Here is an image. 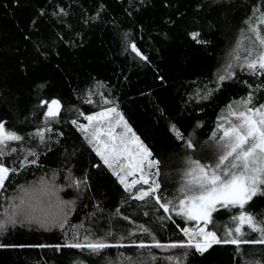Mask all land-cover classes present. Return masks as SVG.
<instances>
[{
	"label": "trees",
	"instance_id": "16d2710c",
	"mask_svg": "<svg viewBox=\"0 0 264 264\" xmlns=\"http://www.w3.org/2000/svg\"><path fill=\"white\" fill-rule=\"evenodd\" d=\"M262 13L264 0H0V123L24 137L9 141L5 153L16 151L0 156L16 169L0 190V221L21 192L38 189L32 204L42 202L35 219L16 216L18 223H5L0 264H125L121 253L136 264H171L169 256L178 258L176 264H264V243L213 244L203 254L135 247L186 241L182 229L188 222L175 211L165 213L152 198L133 199L149 185L125 191L72 124L86 125V116L115 107L159 161L158 169L148 170L150 182L160 185L157 194L175 201L183 187L181 178L175 183L176 171L189 160L210 163L203 152L217 148L212 137L218 135L220 112L249 93L253 106L264 104V74L237 66L232 78L217 83L246 22L259 21ZM193 32L203 43L190 37ZM131 43L146 61L131 51ZM53 99L60 101V114L45 121L43 102ZM42 129H51L43 141L36 135ZM70 177L86 183L70 186ZM58 202L66 214L63 229L46 209ZM217 208L207 230L228 239L232 217L241 210ZM244 211L264 222V195ZM242 232L232 238L264 239L247 225ZM76 234L128 246L99 254L56 249L74 242Z\"/></svg>",
	"mask_w": 264,
	"mask_h": 264
},
{
	"label": "snow or ice",
	"instance_id": "6c2138e0",
	"mask_svg": "<svg viewBox=\"0 0 264 264\" xmlns=\"http://www.w3.org/2000/svg\"><path fill=\"white\" fill-rule=\"evenodd\" d=\"M259 11V9H257ZM247 31L242 30L240 38L235 47L229 54V62L224 67V74L217 77V83L232 78L233 69L239 66L242 70L247 69L251 74H264V33L258 25L246 22ZM259 24L264 25V13L259 17ZM247 33H251L249 36ZM199 33H190V37L197 43H203L199 39ZM248 41V45H245ZM130 49L141 60H147L137 48L135 43L130 44ZM241 53H244L243 59ZM206 95H211L208 91ZM91 103V99L88 100ZM47 105L45 114L46 120H55L60 114V101H44ZM108 104L110 101L103 100ZM88 124H78L76 120L72 121L81 132L85 134V139L92 146L93 151L107 166L118 181L124 185L125 191H131L138 184L149 185L147 189L140 188L133 195L135 200H145L146 197L155 200L160 209L165 213L175 211L176 215L188 221H196V228H183V235L186 241L173 242L170 244H161L155 242L147 245L143 242L136 244L135 247L144 249L155 247L168 250L175 248H194L196 252L203 254L213 244H234L240 243H264V239L259 241H241L238 238L224 239L216 231L207 230V225L212 223V214L218 210L217 206L223 208L234 207L241 211L238 215L232 217L235 227H229L225 233L232 237L234 234L243 235L242 228L247 225L253 231L264 233V222L258 223L256 218L250 213L244 211L245 205L253 200L257 195H264V104L253 106L251 93L244 99L236 101L227 106V113L221 116V123L217 125V133H213V140L216 141L218 153L213 163L202 164L197 160L188 161V170L184 173L186 182L180 189L182 195L173 200H162L158 195L160 185L155 180H149L151 173L148 171L157 168L159 161L151 159L152 153L140 140V137L133 132L123 115L115 107L106 108L94 115L85 117ZM95 122V123H94ZM101 122H106L107 126H101ZM121 128L120 132L116 129ZM177 138L183 139L182 134L173 126L172 129ZM45 131L51 129L38 130L36 135L40 140L45 139ZM24 137L13 131L6 130L4 123H0V156L15 152V148L9 149L5 153V148L9 141H22ZM193 142L187 141V147L192 148ZM28 155L35 156L34 152L29 151ZM26 160V157H25ZM35 163V160L28 161ZM23 166V162L21 164ZM99 167L100 165H95ZM15 168L7 167L0 162V190L5 188V181L9 179ZM139 173V178H133L128 182V177H135ZM155 175H159L157 171ZM70 179V186L80 187L85 181ZM41 194L46 190L41 189ZM25 195H28L25 192ZM42 202L37 200L36 204L29 203L26 207L25 201L20 200L19 204L13 206L12 216L9 217L11 223H15L16 216H29L35 219V213ZM46 209L51 212L55 226L63 229L66 214L61 203L52 205L49 203ZM43 210V209H41ZM39 222V221H37ZM201 224L203 226H201ZM140 230L147 233L149 230L144 226H139ZM5 229V223L0 221V231ZM110 234V233H109ZM4 245H0L3 247ZM122 243H108L103 238L93 239L91 234L82 238L78 234L74 237V242L56 245V249L61 247L87 250L92 254H99L107 248L126 247ZM45 247V245H40ZM125 264H136L130 257L119 254ZM155 259V257H153ZM171 264H176L178 258L166 257ZM111 264V262H109Z\"/></svg>",
	"mask_w": 264,
	"mask_h": 264
},
{
	"label": "rangeland",
	"instance_id": "374dc122",
	"mask_svg": "<svg viewBox=\"0 0 264 264\" xmlns=\"http://www.w3.org/2000/svg\"><path fill=\"white\" fill-rule=\"evenodd\" d=\"M258 17H259V16H258ZM254 22H255V21H254ZM252 24H253V25H258V26L260 27L262 33H264V25H260L258 20H257L255 23H252ZM248 35L250 36L251 33H248ZM245 45H246V46L248 45V41L245 42ZM241 55H242L241 58L243 59L244 53H242ZM46 112H47V106H46L45 114H46ZM226 113H227V107H226L225 109H223V110L220 112V114H219V116H218V119H217V121H218L217 125H218L219 123H221V119H220L221 116L226 115ZM45 121H51V120H46V116H45ZM49 123H50V122H49ZM94 123H95V122H94ZM87 124H88V121H87ZM87 124H86V125H87ZM101 126L106 127V126H107L106 122H101ZM216 128H217V126H216ZM121 130H122L121 128H117V129H116L117 132H120ZM215 133H217V132L215 131ZM218 135H219V132H218ZM218 135H217V136H218ZM216 147H217V144H216ZM216 151H218V148H213L212 150H208V152H203V154L207 156V158H208V160L210 161V163H213V162L215 161V158H216V156H217V154H215ZM217 153H218V152H217ZM188 166H189V165L187 164V165H185L182 169L176 171V177H175V183H176V184H179L180 178H181V182L183 183V185L185 184V182H186V177H185L184 173L188 170ZM139 175H140V174L137 173L135 177H131V176H129V177L127 178V179H128V182H130L133 178L138 179V178H139ZM123 186H124V185H123ZM136 186H141V184H138V185H136ZM25 192H27L28 195H25ZM33 192H38V189H30V190H28V191L21 192V194H20V196H19L18 198H16V199L13 200V201H9V202H8V208H7V210H6L7 214H4V217H5V221H3L4 223H11V222H8V221H9V217L12 216V213H13V206L19 204V202H20L21 199H23V200L25 201V205H24L25 207H26L29 203H32V202L34 201L33 196H32V193H33ZM217 207H220V206L218 205ZM175 214H176V212H175ZM14 219H15V218H14ZM18 220H19V219H15L16 223H18ZM185 220H186V219H185ZM186 221H187L188 223H187V226H185L184 228H190V226H191L192 224H194V225H193V227H191V229H192V228H196V226H197V222H196V221H188V220H186ZM189 224H190V225H189ZM201 226H203V225L201 224ZM235 235H236V234H235ZM227 238H228V239H232V237H229V236H228Z\"/></svg>",
	"mask_w": 264,
	"mask_h": 264
}]
</instances>
